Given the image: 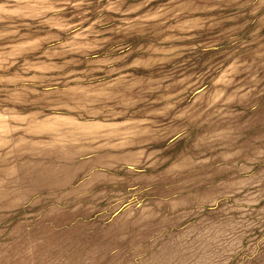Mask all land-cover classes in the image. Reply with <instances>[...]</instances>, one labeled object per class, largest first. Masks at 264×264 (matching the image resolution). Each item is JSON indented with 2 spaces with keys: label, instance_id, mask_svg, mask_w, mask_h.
Wrapping results in <instances>:
<instances>
[{
  "label": "rangeland",
  "instance_id": "obj_1",
  "mask_svg": "<svg viewBox=\"0 0 264 264\" xmlns=\"http://www.w3.org/2000/svg\"><path fill=\"white\" fill-rule=\"evenodd\" d=\"M0 264H264V0H0Z\"/></svg>",
  "mask_w": 264,
  "mask_h": 264
}]
</instances>
